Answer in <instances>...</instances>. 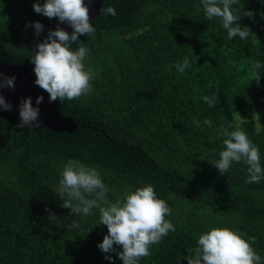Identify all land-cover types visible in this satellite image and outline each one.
<instances>
[{"label":"trees","instance_id":"obj_1","mask_svg":"<svg viewBox=\"0 0 264 264\" xmlns=\"http://www.w3.org/2000/svg\"><path fill=\"white\" fill-rule=\"evenodd\" d=\"M36 2L27 0L15 21L0 3L1 61L31 63L34 46L46 38L50 19L34 11ZM109 6L115 17L102 15ZM237 7L254 13L240 21L252 32L246 40H229L220 18L207 19L201 0H103L91 20L94 36L79 38L90 49L86 65L97 72L94 91L57 100L78 126L71 132L20 128L0 117V264H123L98 248L108 232L98 225V210L75 216L61 207L57 189L69 159L97 167L112 201L151 184L168 202L176 231L140 264H188V249L215 227L255 236L264 264V179L245 183L243 162L224 175L208 162L219 159L225 139L219 129L231 123L259 146L264 167V0H239ZM35 21L44 25L39 37L26 27ZM185 57L189 69L169 71ZM256 60L259 85L251 70ZM212 95L218 99L210 108L203 97ZM209 118L211 128L203 125ZM50 213L58 219L51 221ZM73 221L79 228L69 231Z\"/></svg>","mask_w":264,"mask_h":264},{"label":"clouds","instance_id":"obj_2","mask_svg":"<svg viewBox=\"0 0 264 264\" xmlns=\"http://www.w3.org/2000/svg\"><path fill=\"white\" fill-rule=\"evenodd\" d=\"M201 4L207 19L220 18L229 40L237 36L246 40L252 33L250 27L242 26L240 21L242 17L253 18V11L244 8L233 10L234 6H239V0H201ZM33 9L50 20L58 18L60 24L66 23L74 29L69 33L58 25L55 30L49 29L46 38L34 46L30 62L35 66V84L49 93V102L74 101L90 95L94 91L93 81L97 72L91 65H86L90 49L79 39L81 36L95 34L88 4H85V0H45L43 4L37 0ZM101 13L115 17L116 10L112 6L103 7ZM261 16L264 18V13ZM28 26L34 27L37 37L44 30V25L39 21ZM74 44L77 45L76 49L72 47ZM173 67L184 73L191 67L189 58L170 64L169 71ZM261 67L259 60L251 64L253 80L258 85ZM15 80V76L0 72V89L14 90ZM43 99L42 95L37 97L36 104H41ZM217 99V95L203 97L210 108L215 106ZM0 106L3 111L12 109V104L6 101L2 92ZM19 107L21 120L17 126L39 128L40 109L33 107L32 98L22 99ZM203 125L211 128L213 122L210 118L205 119ZM232 128L235 130L230 131ZM219 131L225 137L223 149L219 152V159L208 162L221 175L229 171L233 162H243L247 165L245 183H259L264 179L259 146L247 133L239 125L231 123L221 125ZM60 177L57 193L62 201L61 207L70 209L75 216H90L93 209L98 210V225H106L108 229L98 248L106 254L115 253L123 264H140L142 258L150 255L153 245L159 244L170 232L176 231L175 225L167 218L172 214L171 207L165 199L157 196L151 184L127 191L123 198L118 197L112 201L108 198L109 188L95 166L86 165L78 159H69L63 164ZM49 219L54 221L58 217L50 213ZM78 228L76 221L68 225L69 231ZM256 242V237L248 236L246 232L215 227L198 236L197 245L188 249L186 259L188 264H261V256L253 247ZM115 246H119L122 251H117ZM105 259L111 261L113 256L106 255Z\"/></svg>","mask_w":264,"mask_h":264},{"label":"water","instance_id":"obj_3","mask_svg":"<svg viewBox=\"0 0 264 264\" xmlns=\"http://www.w3.org/2000/svg\"><path fill=\"white\" fill-rule=\"evenodd\" d=\"M102 2L103 0H91V3H89V0H85V4H88L90 9V20H94L98 16ZM58 25L69 33L73 30V28L66 23L60 24L58 18L50 20L49 29L55 30ZM34 67L33 63L15 65L0 60V72L7 76L16 77L14 90L12 88L0 89L6 101L12 104V109L10 111H3L2 106H0V117L20 123L19 106L21 100L31 97L33 107H39L40 109V127L44 126L52 131L58 132L73 131L78 126L74 119L68 115L62 114L58 109V101L49 102V93L35 84L37 77L34 72ZM41 95L44 97L43 102L37 105L36 99Z\"/></svg>","mask_w":264,"mask_h":264},{"label":"rangeland","instance_id":"obj_4","mask_svg":"<svg viewBox=\"0 0 264 264\" xmlns=\"http://www.w3.org/2000/svg\"><path fill=\"white\" fill-rule=\"evenodd\" d=\"M20 1H23L21 2L23 4H21ZM26 1L27 0H0L2 6L1 12L2 14L6 13L8 18L12 19V21L20 20L25 13ZM6 6L9 8H6ZM260 117L261 114L259 112L252 114V118L256 120H258Z\"/></svg>","mask_w":264,"mask_h":264}]
</instances>
